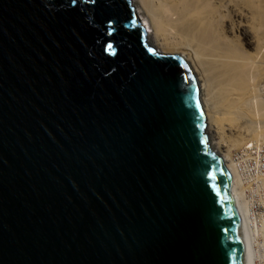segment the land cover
Listing matches in <instances>:
<instances>
[{
	"label": "water",
	"instance_id": "water-1",
	"mask_svg": "<svg viewBox=\"0 0 264 264\" xmlns=\"http://www.w3.org/2000/svg\"><path fill=\"white\" fill-rule=\"evenodd\" d=\"M232 185L128 0H0V264H245Z\"/></svg>",
	"mask_w": 264,
	"mask_h": 264
},
{
	"label": "bare ground",
	"instance_id": "bare-ground-1",
	"mask_svg": "<svg viewBox=\"0 0 264 264\" xmlns=\"http://www.w3.org/2000/svg\"><path fill=\"white\" fill-rule=\"evenodd\" d=\"M128 1L147 45L195 73L210 146L232 173L245 264H264V0Z\"/></svg>",
	"mask_w": 264,
	"mask_h": 264
},
{
	"label": "rangeland",
	"instance_id": "rangeland-1",
	"mask_svg": "<svg viewBox=\"0 0 264 264\" xmlns=\"http://www.w3.org/2000/svg\"><path fill=\"white\" fill-rule=\"evenodd\" d=\"M227 13H228V16H227V19L229 20V21H234V15L232 14V13H230V10H227ZM136 15V14H135ZM136 17H137V15H136ZM138 21H139V23L142 25V20H140V19H137ZM143 26V25H142ZM143 28H144V26H143Z\"/></svg>",
	"mask_w": 264,
	"mask_h": 264
}]
</instances>
